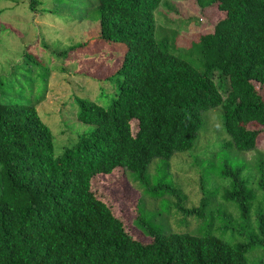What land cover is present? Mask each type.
<instances>
[{
  "label": "trees",
  "instance_id": "1",
  "mask_svg": "<svg viewBox=\"0 0 264 264\" xmlns=\"http://www.w3.org/2000/svg\"><path fill=\"white\" fill-rule=\"evenodd\" d=\"M96 1L98 39L121 43L123 50L102 82L113 91H106V105L74 97L76 120L90 129L56 153L34 104L0 99V264H248L253 244L264 246V209H256V230L246 233V242L211 229L192 234L148 226L149 240L141 241L96 196L92 179L118 168L144 182L153 158L192 149L204 112L217 106L229 138L221 146L256 148L259 131L247 126H264V0H192L202 12L214 6L224 17L183 49L175 33L156 36L154 10L162 0ZM37 5L30 0V8ZM75 49L60 53L69 52L68 60ZM259 168L264 190L263 158ZM241 171L224 164L222 175L231 178L226 197L247 220L253 194ZM167 196L184 215L201 217L210 204L201 197L189 208L173 186ZM140 200L133 224L141 220Z\"/></svg>",
  "mask_w": 264,
  "mask_h": 264
},
{
  "label": "rangeland",
  "instance_id": "2",
  "mask_svg": "<svg viewBox=\"0 0 264 264\" xmlns=\"http://www.w3.org/2000/svg\"><path fill=\"white\" fill-rule=\"evenodd\" d=\"M37 1L39 5L30 8V0H0V99L34 104L52 131L56 153H60L79 133L90 129L76 120L78 105L74 97L106 105L105 93L113 91L102 82L119 66L123 45L98 39L96 0ZM154 16L156 36L175 33L176 46L183 49L199 35L210 32L224 13L214 6L202 12L192 0H162ZM70 46L76 49L71 50L67 60L69 52H60ZM131 127L135 133V120ZM247 127L259 131L254 150L223 148L221 145H226L229 138L222 110L220 106L210 108L203 114V125L192 149L176 152L169 159L153 158L144 173V182L136 180L135 172L118 168L110 174L96 175L92 190L141 241L149 240L144 233L148 226L192 234L211 229L227 239L246 242V233L256 230V209H264V190L258 186L262 175L259 160H264V126L249 123ZM224 164L239 168L241 177L248 179L246 189L253 198L247 220L240 217L237 203L226 197L231 178L222 175ZM172 186L186 195L189 208L197 207L201 197L206 198L210 204L203 209V215H184L180 207L175 208L167 196ZM139 198L141 220L133 224ZM255 245L246 255L248 264L264 259L263 244Z\"/></svg>",
  "mask_w": 264,
  "mask_h": 264
}]
</instances>
